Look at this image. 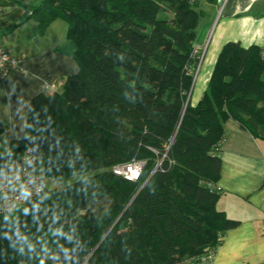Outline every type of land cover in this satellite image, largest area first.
<instances>
[{
	"label": "trees",
	"instance_id": "16d2710c",
	"mask_svg": "<svg viewBox=\"0 0 264 264\" xmlns=\"http://www.w3.org/2000/svg\"><path fill=\"white\" fill-rule=\"evenodd\" d=\"M198 2L31 7L40 33L66 23L78 71L31 100L0 168L35 147L47 179L95 173L0 213V264H179L216 252L237 226L216 208L220 146L228 119L264 140V59L257 46L225 43L193 104ZM132 160L144 162L138 181L112 173Z\"/></svg>",
	"mask_w": 264,
	"mask_h": 264
},
{
	"label": "crops",
	"instance_id": "0c3cea01",
	"mask_svg": "<svg viewBox=\"0 0 264 264\" xmlns=\"http://www.w3.org/2000/svg\"><path fill=\"white\" fill-rule=\"evenodd\" d=\"M41 1L0 0L2 46L18 62V68L0 82V146L4 149L21 138L31 100L61 92L66 78L78 71L73 45L66 39V23L55 20L43 33L38 31L31 7ZM197 10L203 20L196 28L197 38L206 36V41L195 44L202 53L200 73L212 47L208 78L225 43L264 47V0H200ZM224 129L216 208L238 224L221 238L212 264H264V140L233 119L225 122Z\"/></svg>",
	"mask_w": 264,
	"mask_h": 264
},
{
	"label": "built area",
	"instance_id": "2783aa9c",
	"mask_svg": "<svg viewBox=\"0 0 264 264\" xmlns=\"http://www.w3.org/2000/svg\"><path fill=\"white\" fill-rule=\"evenodd\" d=\"M199 0H190L198 2ZM1 16V12H0ZM0 37V82L18 68L11 51L3 48ZM260 54L264 59V47ZM144 162L132 160L112 167V173L129 182L141 178ZM45 177L39 171V153L35 147L26 149L17 157L7 158L0 168V213L11 214L40 195L45 189ZM215 251L196 259H186L179 264H212Z\"/></svg>",
	"mask_w": 264,
	"mask_h": 264
},
{
	"label": "rangeland",
	"instance_id": "374dc122",
	"mask_svg": "<svg viewBox=\"0 0 264 264\" xmlns=\"http://www.w3.org/2000/svg\"><path fill=\"white\" fill-rule=\"evenodd\" d=\"M200 21H201V18H200ZM202 21H201V23H202ZM212 32L213 31H211L209 33V35L207 36V37H209L207 41H210L211 36H212ZM201 41H203V42L206 41V36H205V39L202 40V35L199 34L195 44L199 45L201 43ZM211 52H212V47L210 46L209 51H208V55L206 56L205 61L202 65V67L204 66V68H202L201 73L199 72L200 74L197 73V75H196L197 78H196L194 88L192 91V95H191V102L193 104L198 99L199 95L203 92L204 89H202V87L204 88L206 86V83L208 80V64H210L209 57H210ZM204 69H206V71ZM39 171H40V168H39ZM94 173H95V171H89L86 173L75 174V175H72L69 177H65L63 179H47V178H45L46 179L45 180V186L47 189L62 188L68 184H71V183H74V182L79 181L81 179H84L86 177H89V176L93 175ZM12 214H14V213H12Z\"/></svg>",
	"mask_w": 264,
	"mask_h": 264
}]
</instances>
